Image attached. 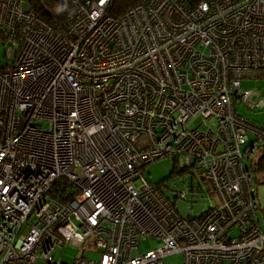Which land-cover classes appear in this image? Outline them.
Here are the masks:
<instances>
[{
  "label": "built area",
  "instance_id": "obj_1",
  "mask_svg": "<svg viewBox=\"0 0 264 264\" xmlns=\"http://www.w3.org/2000/svg\"><path fill=\"white\" fill-rule=\"evenodd\" d=\"M56 1L52 24L0 0V264H67L68 246L72 264H264V129L236 111L264 108L243 89L264 71V0ZM161 159L191 176L174 199L145 175Z\"/></svg>",
  "mask_w": 264,
  "mask_h": 264
},
{
  "label": "rangeland",
  "instance_id": "obj_2",
  "mask_svg": "<svg viewBox=\"0 0 264 264\" xmlns=\"http://www.w3.org/2000/svg\"><path fill=\"white\" fill-rule=\"evenodd\" d=\"M24 8L27 9V6L24 5ZM0 64L4 66L6 64V60L4 58L3 50L0 49ZM243 89L244 90H252L256 91L262 96V100H264V71L259 72L256 78L254 79H244L243 80ZM236 111L239 115H241L244 119H246L248 122L255 124L256 126L262 127L264 129V108L258 109V110H251L246 105L236 101ZM250 138L253 139V136ZM264 155V150H262L258 157L256 163H259V160H261V157ZM177 170L175 169L174 162L171 161V159H161L152 165L148 166L145 170V175L150 179L152 183H161L164 182L165 185L168 187V196L170 198H175V193L178 194V191H181L183 189H186L188 185V181L186 183L187 179H190L191 176H187L189 173L184 171L181 173V171L184 169V161L181 160L180 164L176 163ZM253 173L256 177V183H257V194L258 198L261 204V211H260V218L262 221V227L264 230V169H259V166H255L253 168ZM186 178V179H185ZM198 181L196 179L193 180V184H197ZM202 196V195H200ZM178 197V195H176ZM197 200L195 201L193 205V216H200L204 211H206L208 208H210L213 205V201L209 198L203 199L200 198L198 194H196ZM177 203L178 207L181 210V213L183 215H189V203L186 201H183L179 199ZM161 246V242L154 239V240H148L144 243H142V251L146 252L152 249H157ZM92 248L94 246H86L84 251V255L87 258L91 259H98L99 254L91 252ZM84 249H79L74 246H68L65 249L62 247L57 249L55 258L57 260H62L63 262L67 264H72L77 258H79L83 254ZM91 252V253H89ZM185 261L184 254H176L173 256H170L165 259L166 264H183ZM38 264H46L45 262H40Z\"/></svg>",
  "mask_w": 264,
  "mask_h": 264
},
{
  "label": "trees",
  "instance_id": "obj_3",
  "mask_svg": "<svg viewBox=\"0 0 264 264\" xmlns=\"http://www.w3.org/2000/svg\"><path fill=\"white\" fill-rule=\"evenodd\" d=\"M34 11L41 16L45 21L48 23H62L65 21L67 17V13L65 8L58 3L56 0H29ZM138 0H116L115 5V14L123 15L126 13L130 8L137 4ZM175 165V164H174ZM259 169H264V155L259 160L257 164ZM175 169L177 167L175 165ZM184 172V169L181 173Z\"/></svg>",
  "mask_w": 264,
  "mask_h": 264
}]
</instances>
